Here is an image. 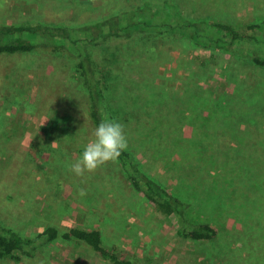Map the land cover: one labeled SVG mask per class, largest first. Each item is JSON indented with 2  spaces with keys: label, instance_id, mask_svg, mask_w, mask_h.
<instances>
[{
  "label": "rangeland",
  "instance_id": "1",
  "mask_svg": "<svg viewBox=\"0 0 264 264\" xmlns=\"http://www.w3.org/2000/svg\"><path fill=\"white\" fill-rule=\"evenodd\" d=\"M176 1L193 19H264V0ZM52 3L0 0V20L26 24L44 13L78 22L72 8ZM115 48L119 62L111 69L119 77L105 107L122 112L128 148L144 171L187 203L190 222H208L217 234L204 241L183 236L182 222L136 191L118 162L82 177L69 170L94 128L69 56L38 52L0 56V221L23 235L52 222L97 228L105 246L135 264H264V67L168 30L144 31L111 43ZM70 117L82 122L78 141L57 134L61 144L47 145L50 160L31 162L47 123ZM0 264L111 262L58 239Z\"/></svg>",
  "mask_w": 264,
  "mask_h": 264
},
{
  "label": "trees",
  "instance_id": "2",
  "mask_svg": "<svg viewBox=\"0 0 264 264\" xmlns=\"http://www.w3.org/2000/svg\"><path fill=\"white\" fill-rule=\"evenodd\" d=\"M47 1L40 0L44 6ZM179 4L176 0H53L52 6L72 8V16L78 22L71 25L63 20L51 19L44 13L43 18L26 24L0 20V56L35 52L67 54L72 69L80 77L88 118L94 129L101 120L119 122L122 115V112L111 111L104 104L111 83L119 77V73L111 69L113 63L119 62V49L110 51L111 43L121 44L122 40H129L144 31L168 30L172 34L187 35L196 44L210 49L238 53L253 64L264 67V19L244 25L230 20L193 19L180 11ZM47 124L50 125L42 131L46 137L42 140L37 137L39 142L33 147V152H40L39 157L31 158L34 164L43 157L50 160L47 145L49 147L54 141L61 144L59 137L62 134H68L78 141V134L83 130L82 122L76 117L66 121L51 120ZM53 133H56L54 137L50 135ZM203 133L208 135L207 131ZM67 142L69 140L64 141ZM118 163L136 191L142 192L157 210L175 215L182 222L180 233L183 236L204 241L217 234L215 227L208 222H190L186 217L187 203L150 177L129 148L121 153ZM58 239L81 243L111 264H135L132 259L105 246L100 229L80 226L61 229L53 222L34 235H23L0 221V260L20 261L24 255L33 256L39 246Z\"/></svg>",
  "mask_w": 264,
  "mask_h": 264
},
{
  "label": "clouds",
  "instance_id": "3",
  "mask_svg": "<svg viewBox=\"0 0 264 264\" xmlns=\"http://www.w3.org/2000/svg\"><path fill=\"white\" fill-rule=\"evenodd\" d=\"M92 136L93 139L85 145L80 157L69 165V170L76 176L82 177L85 173H94L107 163H117L121 153L128 148L124 126L114 120H101ZM55 143L54 141L52 144ZM77 194L84 197L87 191L80 188Z\"/></svg>",
  "mask_w": 264,
  "mask_h": 264
}]
</instances>
